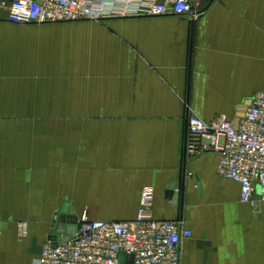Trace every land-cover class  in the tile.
Masks as SVG:
<instances>
[{
    "label": "crops",
    "instance_id": "0c3cea01",
    "mask_svg": "<svg viewBox=\"0 0 264 264\" xmlns=\"http://www.w3.org/2000/svg\"><path fill=\"white\" fill-rule=\"evenodd\" d=\"M192 5L197 20L0 27V264H35L65 204L78 219L130 222L146 189L157 220L193 232L181 264H264V200L258 212L242 204L217 153L185 150L188 114L234 121L264 93V0ZM7 16L0 0V23L18 25ZM22 100L56 108L31 114L78 122L9 125L24 114L9 113V101ZM171 184L180 212L166 198Z\"/></svg>",
    "mask_w": 264,
    "mask_h": 264
},
{
    "label": "built area",
    "instance_id": "2783aa9c",
    "mask_svg": "<svg viewBox=\"0 0 264 264\" xmlns=\"http://www.w3.org/2000/svg\"><path fill=\"white\" fill-rule=\"evenodd\" d=\"M3 4L8 7L7 21L18 25L167 15L197 20L201 15L192 0H3ZM186 120V154L217 153V172L239 185L240 202L264 200V93L251 101L237 129L225 116L205 121L188 114ZM154 200V191L146 189L137 217L130 222L89 220L84 212L72 240L56 248L47 242L35 264H126L120 262V254L132 256L133 264H181V245L193 232L182 221L157 220Z\"/></svg>",
    "mask_w": 264,
    "mask_h": 264
},
{
    "label": "water",
    "instance_id": "95a60500",
    "mask_svg": "<svg viewBox=\"0 0 264 264\" xmlns=\"http://www.w3.org/2000/svg\"><path fill=\"white\" fill-rule=\"evenodd\" d=\"M10 2L14 0H9ZM251 101H247L246 105L238 110V116L234 120V127H239L240 120L245 117ZM179 184V183H178ZM178 185H173L167 188L166 198L171 201L176 208V212H180L181 202L183 200V193H175V189ZM180 188L181 184H179ZM201 189V188H199ZM201 192V191H200ZM261 193V192H260ZM260 201L262 199L258 197L255 201V211H259ZM79 219L70 205L65 204L59 213L53 228L49 232L48 242L52 244L53 248L58 247L63 243H67L72 240L78 229ZM120 262L126 261V264H133L134 258L132 256H126L125 254L119 255Z\"/></svg>",
    "mask_w": 264,
    "mask_h": 264
},
{
    "label": "rangeland",
    "instance_id": "374dc122",
    "mask_svg": "<svg viewBox=\"0 0 264 264\" xmlns=\"http://www.w3.org/2000/svg\"><path fill=\"white\" fill-rule=\"evenodd\" d=\"M85 22V21H84ZM90 22V21H89ZM69 23H75V22H69ZM55 24H63V23H55ZM46 25V24H44ZM47 25H51V24H47ZM40 25L37 24H33V25H9V24H3L0 23V27H14V28H25V27H38ZM37 103H47V101H38V100H34L33 104H31V101H9V113H15V112H24V114H9L8 115V124H14V125H18L20 124H44L43 127L47 126V125H64V124H68V123H74V122H78V118L77 117H69V116H63V115H34L31 114L33 111L34 113L36 111H43V112H47V111H53L54 108L53 106H40V105H36ZM54 108V109H53ZM34 126L29 127L30 129H33ZM30 131H20L19 132V136L21 137V139L24 140H28L31 139L30 136ZM44 134V132L38 133L36 135H42ZM51 134H55L56 136L53 137L52 139L57 140L59 139L58 135H63V132H55V133H51ZM35 135V136H36ZM24 144H27V142H23ZM44 145H48L47 143H45ZM59 145V144H58ZM189 156V155H187Z\"/></svg>",
    "mask_w": 264,
    "mask_h": 264
}]
</instances>
